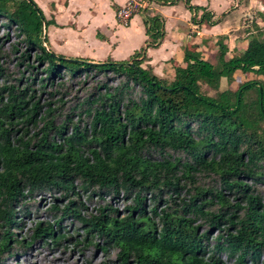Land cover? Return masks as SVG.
Listing matches in <instances>:
<instances>
[{"label": "trees", "instance_id": "trees-1", "mask_svg": "<svg viewBox=\"0 0 264 264\" xmlns=\"http://www.w3.org/2000/svg\"><path fill=\"white\" fill-rule=\"evenodd\" d=\"M150 21L156 42L159 24ZM43 25L49 21L33 0H0V264L16 249L70 239L54 231L66 228L64 219L81 229L75 246L118 249L120 264H220L222 253L236 264H262V32L242 52L219 39L212 64L186 47L183 66L170 60L167 81L141 67V53L103 65L56 56L43 47ZM9 33L17 39L10 52L3 49ZM64 75L82 86L99 78L66 116L50 101ZM221 78L234 89L220 91ZM76 113L89 129L81 130ZM75 190L97 197L95 214H81ZM42 193L53 201L52 223L19 236L18 215L38 210L34 196ZM146 193L154 194L151 207ZM118 194L132 200L123 216L112 207ZM204 224L209 229L200 231Z\"/></svg>", "mask_w": 264, "mask_h": 264}, {"label": "crops", "instance_id": "crops-1", "mask_svg": "<svg viewBox=\"0 0 264 264\" xmlns=\"http://www.w3.org/2000/svg\"><path fill=\"white\" fill-rule=\"evenodd\" d=\"M33 1L38 2V0ZM46 1L50 3L51 14L54 17L49 19V25L45 27L44 35L47 40L45 44L49 45L56 55L91 63L128 61L141 53L143 46L145 63L154 65L161 60L176 61L181 55L183 46L191 47L189 38L194 28L198 27L195 32L205 43L204 40L210 38L211 33L222 30V27L224 29L226 21L233 18V13H241L242 8H245L244 10L255 8L259 16L264 15V0H226L227 4L224 8H221L223 6L221 0ZM129 1L142 3L145 11L143 15H135L128 25L124 26L117 21L116 12ZM39 8L41 9L40 6ZM235 8L236 10L232 11ZM206 11L214 17L225 15L221 18L222 21L219 20L217 25L214 24L216 25L214 27L205 24L195 25L193 18L196 19ZM154 18L159 24L160 34L156 42L152 41V36L148 34L151 28L150 20ZM246 44L245 40L229 50L241 51ZM141 56L142 54L139 57Z\"/></svg>", "mask_w": 264, "mask_h": 264}, {"label": "rangeland", "instance_id": "rangeland-1", "mask_svg": "<svg viewBox=\"0 0 264 264\" xmlns=\"http://www.w3.org/2000/svg\"><path fill=\"white\" fill-rule=\"evenodd\" d=\"M62 2L63 0H59ZM219 1V0H217ZM243 1V0H242ZM137 3H140L138 1H135ZM223 6L221 8L225 7V4H227L226 0H221ZM38 7H41V10L44 14V17L46 21H49V19H53V14H51L50 9V3H47L46 0H38L36 2ZM236 3V1H235ZM244 3V2H243ZM263 3V2H262ZM54 5L56 3H53ZM141 4V3H140ZM230 4V2H229ZM246 4V3H244ZM49 5V6H48ZM228 6V5H227ZM58 7V6H57ZM62 7V6H60ZM245 8H242L241 13H233V18L226 21L225 28L222 30H219L215 32L214 34L211 33V37L204 40L205 43H203V40H200L198 37V33L195 32L198 27L194 28V32L190 33L189 42L192 47L195 48V51H198L201 53L202 58L205 60H208L211 64L215 63L216 61V54L218 52V46L215 45V42L219 39L222 42L228 41L227 48L232 50L236 46V44L242 43L246 40L248 42V39L252 34H256L258 30H260L264 36V15L259 16L258 11L255 8H250L248 10H244ZM55 10V9H53ZM144 10L143 4L141 8V12ZM182 11V9L180 8ZM235 9H232V11H235ZM56 11V10H55ZM206 20L203 21V18H200L198 16L196 19L193 18V21L195 22V25L200 26L201 24H205L208 26H216V22L221 20V18H224L225 14L218 15L214 14L216 17L211 15L209 12H207ZM138 14V13H137ZM134 14L131 19L135 16ZM222 16V17H221ZM220 17V18H218ZM223 20V19H222ZM221 20V21H222ZM216 25H213V24ZM212 24V25H211ZM45 25H44V31H45ZM4 31L2 30L1 33ZM44 34V33H43ZM2 35V34H0ZM9 41H5L3 45V49L6 51H11V46H14L17 43L16 37L9 33ZM43 47L48 50L49 52H52L51 48L47 44H43ZM21 49H24L23 45L20 47ZM145 47H142V56L139 57V60L141 61V67L146 68L150 67L152 68L153 72L158 75L159 77L167 80L172 81L173 79V67L172 64H170V60H161L160 62H157L154 65H150L149 63H145L146 55L144 53ZM184 46L182 47L180 53L181 55L179 58L175 61L177 66H183V52H184ZM20 49V50H21ZM243 49L240 51L242 52ZM22 50L20 51V53ZM177 53V52H176ZM55 54V53H54ZM56 55V54H55ZM232 55V54H231ZM231 55L227 54V57H230ZM57 56V55H56ZM103 62V61H102ZM33 64H35L34 61H32ZM131 63V62H129ZM40 70V68H39ZM43 74L42 72L40 73ZM241 75V74H238ZM242 78L243 77H239ZM251 78V76H249ZM99 81V78H94V81L92 84L82 86L75 82V80L69 82V75H64V78H61V84L62 87L55 92L54 90H48L53 95V98L50 99V101H53L54 103L51 105V107H62L63 114L66 116L71 113L72 108L75 104L78 103V101L82 100L84 97H86L89 92L92 90L95 84ZM236 84H232L230 87L226 81L225 78H221L220 80V91H226L227 89H234ZM202 91L209 95L214 96L215 92L211 89H209L207 86L202 85ZM49 93V92H47ZM49 101V97L43 96L41 99V103L45 105ZM79 121L81 130H85L86 128L89 129L86 120L85 115H82L80 120L79 116L76 113L75 122ZM70 132V130H68ZM77 193V200L80 201V209L81 214L86 216L87 213L95 214V208H96V201L97 198L94 196L93 201L88 200V193L81 190H75ZM56 195V194H55ZM154 194L146 193L145 197L147 198V207H151V201L150 198ZM263 195V203H264V192L262 191ZM109 200L108 196H103V200ZM104 200V201H105ZM34 202L33 204H36L38 206V210H30L28 212V216H23V214L18 215L19 223L21 224L20 230L15 231V233H18V235L27 236L30 235L34 224L38 222H50L52 223L53 218L52 216L47 214V208L51 205L53 202L50 198V195L48 193H42L34 196ZM132 205V200L128 198H123L122 194H118L113 200H112V207L118 211V215H126V208L128 206ZM29 209V208H28ZM210 209V208H209ZM217 207L215 206V203L213 204L212 210H216ZM27 210V209H26ZM26 210L23 213H26ZM198 223V221L196 222ZM63 224L66 225V228L62 231H59V226L54 227V231L56 233H60V235L65 234V236H68L70 239H65L64 241H60L59 244L55 245L52 241L44 242V244L40 243H33L31 247L28 250H25L24 252H21L20 250L16 249V255L11 260H4L2 264H120V261L117 260V253L119 252L118 249L115 248H109L107 252L101 251L99 248H95L93 246H87L86 244H81L79 246H75L74 243L76 242L77 236L80 240L82 237L81 229L79 228L78 223L73 222L72 219H64ZM206 229H209L208 225L204 224L201 225L200 231H204ZM13 231V230H12ZM20 233V234H19ZM216 230H213V237L215 238ZM101 245V243H100ZM220 260V264H236L235 258L229 257L226 253H222L216 256ZM263 257L260 258V262L263 264ZM128 264H135L132 260L128 262Z\"/></svg>", "mask_w": 264, "mask_h": 264}, {"label": "built area", "instance_id": "built-area-1", "mask_svg": "<svg viewBox=\"0 0 264 264\" xmlns=\"http://www.w3.org/2000/svg\"><path fill=\"white\" fill-rule=\"evenodd\" d=\"M142 3H137L135 1H129L125 3L117 12L116 19L121 25H128L131 17L134 14H142L141 12Z\"/></svg>", "mask_w": 264, "mask_h": 264}, {"label": "water", "instance_id": "water-1", "mask_svg": "<svg viewBox=\"0 0 264 264\" xmlns=\"http://www.w3.org/2000/svg\"><path fill=\"white\" fill-rule=\"evenodd\" d=\"M43 30H44V25H43ZM89 64H94V65H103L104 63H89Z\"/></svg>", "mask_w": 264, "mask_h": 264}, {"label": "clouds", "instance_id": "clouds-1", "mask_svg": "<svg viewBox=\"0 0 264 264\" xmlns=\"http://www.w3.org/2000/svg\"><path fill=\"white\" fill-rule=\"evenodd\" d=\"M118 11V10H117ZM145 11V9L143 10V12ZM203 14V13H202ZM202 14H200V18H201V16H202ZM136 15H139V14H136ZM142 15H143V13H142ZM130 22V21H129Z\"/></svg>", "mask_w": 264, "mask_h": 264}]
</instances>
